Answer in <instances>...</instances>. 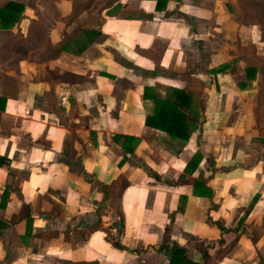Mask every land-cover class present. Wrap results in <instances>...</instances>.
Instances as JSON below:
<instances>
[{
	"label": "crops",
	"instance_id": "obj_1",
	"mask_svg": "<svg viewBox=\"0 0 264 264\" xmlns=\"http://www.w3.org/2000/svg\"><path fill=\"white\" fill-rule=\"evenodd\" d=\"M8 1L25 9L0 31V264H168L172 244L196 264L195 244L211 264H264L254 81L238 87V46L264 42L240 1L116 0L69 25V0ZM50 6L53 24L31 32ZM87 21L97 36L82 52L53 50ZM144 88L190 92L200 128L185 141L145 126Z\"/></svg>",
	"mask_w": 264,
	"mask_h": 264
},
{
	"label": "trees",
	"instance_id": "obj_2",
	"mask_svg": "<svg viewBox=\"0 0 264 264\" xmlns=\"http://www.w3.org/2000/svg\"><path fill=\"white\" fill-rule=\"evenodd\" d=\"M53 1L57 0H48L47 2L52 4ZM73 3L72 11L69 15L70 20H66L67 25L70 21L77 17L82 11H89L92 7V3L96 0H69ZM116 0L106 1L102 7L105 9L109 7L110 4ZM240 7L243 11V19L246 22L254 23L259 28L260 39L264 42V1L256 0H239ZM3 0H0L2 3ZM32 7V5H30ZM157 11H160L161 7L156 6ZM25 5L13 1L5 2L0 6V31H8L19 23L23 19V12ZM100 10V11H101ZM35 14L40 16V12L35 10ZM48 22L42 24L41 22L36 23L33 30V25L31 26V32L37 30H44L50 27L51 19L54 16V9L50 6L47 8V11L44 12ZM44 14L43 17H44ZM44 28H43V26ZM74 34H78L75 39H72ZM87 39H83L82 37ZM97 36L96 32L91 30L76 27L70 35H63V38L59 44L53 47V50L56 52H67L73 51L74 53L82 52L86 46L91 42L89 38ZM246 70L244 73V82L238 84L239 89L244 90L251 87V82L255 81L260 74V66L257 62L250 63L249 59L246 58ZM143 100H149L153 104V111L151 114L145 117V126L161 131L165 134L170 135L171 137L187 141L192 133L198 130L201 126L199 121L202 116L199 114L198 107L194 102L193 95L190 92L177 89H167L165 97H161L159 93L149 89L144 88L142 94ZM253 113V111H252ZM254 120V117H253ZM255 122V121H254ZM200 124V125H199ZM138 140L131 137L123 138V149L127 153H132V148H127L126 146H136ZM199 162V157L194 156L191 158L186 165L185 173L190 172V165L192 163L197 167ZM193 195L197 197H207L212 196V191L208 188L203 182L193 181ZM6 197V195H4ZM258 200V196H255L249 205L248 209L244 212V215L238 222V225H242L245 217L248 215V212L253 207V205ZM262 227L264 229V220ZM221 232H224L221 226H218ZM227 232V231H225ZM254 240V239H253ZM219 245L223 243L222 240L218 241ZM113 247L119 248L118 245L112 244ZM166 246V245H165ZM165 246H162L164 248ZM169 245H167L168 247ZM196 250L200 253L203 262L201 264H208L211 261V256L209 255L208 248L202 245H195ZM172 254L168 264H196L191 258L188 257L186 250L177 247L175 244H172L170 247Z\"/></svg>",
	"mask_w": 264,
	"mask_h": 264
},
{
	"label": "rangeland",
	"instance_id": "obj_3",
	"mask_svg": "<svg viewBox=\"0 0 264 264\" xmlns=\"http://www.w3.org/2000/svg\"><path fill=\"white\" fill-rule=\"evenodd\" d=\"M108 0H96L92 3V11L91 14L93 16V20L97 21V14H101L102 5ZM90 12V11H89ZM89 14V13H88ZM99 23V22H97ZM90 24L89 21L86 23L79 25V27L86 28ZM240 50H243V54L246 55V58L249 59L250 63L257 62L260 66V74L257 79L254 81L255 95L253 98V117H254V129L256 135L249 142H251V146H255L258 150V156L263 159L264 162V45L262 46H253L249 45L247 47L241 48L238 46ZM257 52H259L257 54ZM201 245V244H195ZM211 264V261L208 263Z\"/></svg>",
	"mask_w": 264,
	"mask_h": 264
}]
</instances>
